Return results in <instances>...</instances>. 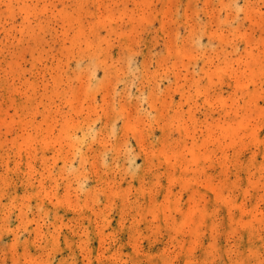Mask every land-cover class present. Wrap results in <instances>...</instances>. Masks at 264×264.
I'll list each match as a JSON object with an SVG mask.
<instances>
[{"label":"rangeland","instance_id":"rangeland-1","mask_svg":"<svg viewBox=\"0 0 264 264\" xmlns=\"http://www.w3.org/2000/svg\"><path fill=\"white\" fill-rule=\"evenodd\" d=\"M0 264H264V0H0Z\"/></svg>","mask_w":264,"mask_h":264}]
</instances>
